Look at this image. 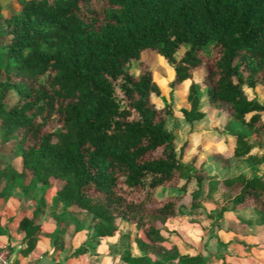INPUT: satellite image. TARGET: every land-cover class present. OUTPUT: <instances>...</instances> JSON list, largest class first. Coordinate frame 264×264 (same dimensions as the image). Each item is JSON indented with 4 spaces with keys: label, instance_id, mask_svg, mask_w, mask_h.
<instances>
[{
    "label": "trees",
    "instance_id": "obj_1",
    "mask_svg": "<svg viewBox=\"0 0 264 264\" xmlns=\"http://www.w3.org/2000/svg\"><path fill=\"white\" fill-rule=\"evenodd\" d=\"M8 2L17 8L0 9V196L13 187L28 196L39 186L31 216L18 221L28 247L47 204L43 194L53 188L49 204L61 201L65 212L89 214L95 239L112 235L116 219L132 226L140 253L125 250L123 262L201 264L198 254L178 250L168 237L181 234L165 223L196 207L197 194L187 185L207 178L208 193L220 182L238 185L209 229L230 232L233 241L264 255V173L209 176L200 149L181 161L165 127L171 106L153 103L159 87L139 59L153 51L172 64L169 86L183 89L185 122L225 105L228 119L245 126L209 149L213 161L225 166L233 155L264 172V150L251 153L260 142L246 134H264V104L256 93L264 95V0ZM129 60L140 64L136 73L125 68ZM202 92L206 104L199 102ZM15 156L19 170L10 163ZM159 185L179 192L157 200ZM247 207L253 220L236 216L223 224L224 210Z\"/></svg>",
    "mask_w": 264,
    "mask_h": 264
},
{
    "label": "crops",
    "instance_id": "obj_2",
    "mask_svg": "<svg viewBox=\"0 0 264 264\" xmlns=\"http://www.w3.org/2000/svg\"><path fill=\"white\" fill-rule=\"evenodd\" d=\"M212 110L214 109H206L205 115ZM226 133L217 139H209L200 143L204 163L209 158L223 169L228 168L231 158H241L229 155L228 164L225 166L211 159L209 149L221 147L224 144L222 140ZM10 163L17 170L21 167L19 156L12 157ZM204 163L203 168L205 169ZM249 168L252 174L264 173L262 169H252L250 166ZM206 173L209 176L214 175L221 178L216 174L207 171ZM201 180H205L206 183L205 195L211 196L216 190L217 187L208 193L207 178L200 179L198 184L194 180L189 181L186 191L196 192L197 205L191 212L167 220L166 227L176 228L181 234L180 236L171 234L168 238L177 245L180 252L198 254L201 264H262L260 261H264L263 251L255 250L254 252L252 248L248 250L241 243L233 241L230 232L222 229H209L215 219L212 215H215L216 210L223 204L212 210L214 213L210 211L208 217L211 222L206 225L193 217L194 209L199 206ZM191 182L195 187L190 189L188 186ZM163 187L164 185H159L156 189ZM38 189L40 190L39 186L31 194L24 196L19 187H13L8 195L0 196V244L7 246L11 257L18 264H129L121 260V254L125 250L133 255L140 253L133 243L134 229L130 224L116 219V230L112 235L95 239L92 237L93 227L89 214L65 212L61 201H57L54 205L49 204L54 193L53 188L43 194L47 204L35 221L38 225V232L32 246L28 247L27 239L22 238V232L18 229V221L22 215L31 216L41 194ZM178 192L177 190L174 194ZM241 209L224 210L221 214L223 224L226 225L227 220L234 219L236 216L253 220L254 212L252 216H243L238 213ZM252 252H254L253 255L248 256V253Z\"/></svg>",
    "mask_w": 264,
    "mask_h": 264
},
{
    "label": "rangeland",
    "instance_id": "obj_3",
    "mask_svg": "<svg viewBox=\"0 0 264 264\" xmlns=\"http://www.w3.org/2000/svg\"><path fill=\"white\" fill-rule=\"evenodd\" d=\"M10 7L17 8L15 4H11L8 0H0V9L4 14ZM186 47L185 44L179 46L174 56L177 58L182 50ZM1 52V49H0ZM1 55V54H0ZM139 59L142 60L141 64L147 65L153 73V78L159 87L158 94H151L152 101L155 105H162L165 102H169L172 112L165 117V127L170 129L173 133V144L176 154L180 156L181 161H188L191 156L200 148V143L206 140H213L221 137L225 132L231 131H245L244 125L238 124L232 119H228V108L225 105H221L212 111H209L207 115L199 121H192L190 123L185 122L181 116L179 107L185 104L184 92L182 88L171 89L169 81L172 75V64L165 61L162 57L157 55L153 51H143L139 55ZM135 60H129L125 64V68L131 73H136L137 67L140 64ZM1 64V60H0ZM200 71L197 70L193 73V78L199 79ZM190 80H185L182 83L183 88H186ZM202 87V85H201ZM258 98L264 104V95L257 92ZM200 104H206L205 94L202 92L199 98ZM248 114H246V117ZM249 137H256L259 140V144L251 149V153L260 154L264 150V134H255L254 132L246 133ZM180 151V146H182ZM204 167L208 173L216 174L221 178L236 175L238 173L244 176L252 174V170L249 168L248 162L244 158H231L228 168H220L214 162L206 159ZM263 174V173H262ZM205 180H201L199 187L200 201L198 208L194 209L192 215L194 218L200 220L203 224H208L211 219L208 217L210 211L214 210L218 205L223 204L227 206L229 197L234 193L238 187L237 183H234L231 187L225 183L220 182L216 190L211 196L205 195ZM193 182H191L188 188H194ZM39 190V189H38ZM40 191V190H39ZM38 191V192H39ZM177 192L176 188L164 186L162 189L157 188L155 191V198L162 199L166 196L173 195ZM54 211L53 209H51ZM50 210V211H51ZM55 213V212H54ZM214 213V211H212ZM243 216H252L253 211L250 207L246 209L238 210Z\"/></svg>",
    "mask_w": 264,
    "mask_h": 264
},
{
    "label": "built area",
    "instance_id": "obj_4",
    "mask_svg": "<svg viewBox=\"0 0 264 264\" xmlns=\"http://www.w3.org/2000/svg\"><path fill=\"white\" fill-rule=\"evenodd\" d=\"M0 264H18L6 245L0 244Z\"/></svg>",
    "mask_w": 264,
    "mask_h": 264
}]
</instances>
